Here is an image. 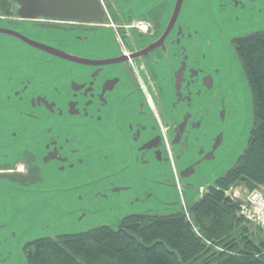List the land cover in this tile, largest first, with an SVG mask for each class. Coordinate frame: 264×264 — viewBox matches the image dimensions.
<instances>
[{
  "label": "flooded vegetation",
  "instance_id": "flooded-vegetation-1",
  "mask_svg": "<svg viewBox=\"0 0 264 264\" xmlns=\"http://www.w3.org/2000/svg\"><path fill=\"white\" fill-rule=\"evenodd\" d=\"M100 1L102 23L0 17V27L93 59V64L73 62L0 35L7 38L0 48V191L25 195L17 204H4L22 230L7 233L13 219L0 217V264L11 256L3 250L6 242L17 239L26 260L25 245L43 238L22 241L34 220L40 221L34 195L93 191L102 182L107 195L130 192L140 187L147 167L168 178L172 169L180 186L215 158L214 144L207 151L193 135L199 130L207 135L205 114L193 106L194 96L210 88L203 81L209 75L195 66L188 47L193 33L181 19L188 1L168 31L177 0ZM194 1L203 4L202 11L189 13L216 15L253 12L259 0ZM117 56V62L97 64ZM183 66L179 99L176 82ZM97 162L110 170L93 180ZM50 172L57 177L53 182ZM40 205L48 204L36 208Z\"/></svg>",
  "mask_w": 264,
  "mask_h": 264
},
{
  "label": "rangeland",
  "instance_id": "rangeland-1",
  "mask_svg": "<svg viewBox=\"0 0 264 264\" xmlns=\"http://www.w3.org/2000/svg\"><path fill=\"white\" fill-rule=\"evenodd\" d=\"M181 19L190 27L193 35L187 39L188 47L192 51L195 66L203 70L213 79L210 89H203L199 96H194L193 108L202 110L207 123V135L203 137L202 130L195 131L194 136L200 137L199 144L212 149L215 139L223 136L220 146L215 151V158L204 161L196 174L184 178L180 186L176 176L170 169V177H158L152 172L155 168H145V179L130 192L122 191L111 194L107 198H96L95 192L83 189L82 192H61L53 199L55 207H48L47 215L39 214L34 225L22 241L44 236L54 237L59 234L80 233L101 225L117 228L120 221L133 214H169L177 210L189 209V206L199 200L205 192L200 188L208 187L223 176L238 160L247 146L254 117V104L247 76L241 60L236 53L232 39L250 32L264 29V0L256 2L253 12L243 11L216 15H202L189 13L193 9L202 11L203 4L195 5L194 0H187ZM195 5V6H194ZM9 17L11 15H8ZM7 38L0 36V48ZM58 41L65 40L60 37ZM186 108V107H185ZM225 110L224 117L222 111ZM198 154V150L192 151ZM95 168L101 170L94 176L103 177L106 174L107 163L97 162ZM83 169V168H81ZM164 169V168H163ZM169 169V168H167ZM92 175V173H90ZM50 182L57 178L50 172ZM172 182V183H171ZM175 182V184H173ZM236 188V187H234ZM246 190L244 186L241 187ZM151 194V195H150ZM25 196L16 191H0V217L13 219V222L4 229L7 233L22 226L18 216L11 212L10 218L4 209V204H17ZM239 193L234 190L233 197L239 199ZM173 203L172 205H169ZM188 204L186 208L183 206ZM255 229L258 225L252 223ZM4 232V234L6 233ZM21 234V233H20ZM21 243L17 239L6 242L3 250L9 252L6 264H27L21 254Z\"/></svg>",
  "mask_w": 264,
  "mask_h": 264
},
{
  "label": "trees",
  "instance_id": "trees-1",
  "mask_svg": "<svg viewBox=\"0 0 264 264\" xmlns=\"http://www.w3.org/2000/svg\"><path fill=\"white\" fill-rule=\"evenodd\" d=\"M0 8L15 14L11 0H0ZM233 45L254 104L249 140L237 162L189 209L133 214L117 228L34 240L24 247L27 264H264V226L252 222L258 225L253 229L228 194L231 187H264V29L235 37Z\"/></svg>",
  "mask_w": 264,
  "mask_h": 264
},
{
  "label": "water",
  "instance_id": "water-1",
  "mask_svg": "<svg viewBox=\"0 0 264 264\" xmlns=\"http://www.w3.org/2000/svg\"><path fill=\"white\" fill-rule=\"evenodd\" d=\"M184 0H177L175 3V7L173 10V15L171 17L169 26L167 28V31L171 29V26L173 23L176 22V19L178 18L179 12L181 10V7L183 5ZM11 2L14 4L15 7V15L20 17L21 19H30V20H38L40 18L44 19H49V20H65L69 22H79V23H84V24H89V23H102L105 20V10L102 6V3L100 0H11ZM4 13L2 9L0 8V17H3ZM0 35L2 36H12L17 39L23 40L25 43H28L29 45L33 46L34 48L40 49L42 51H45L47 53L53 54L55 56L63 57L66 59H69L73 62H79V63H85V64H93V59L86 58L83 56H80L78 54H75L73 52H69L66 50L58 49V48H53L50 45H47L43 42H39L37 40L28 38L27 36L21 34V32L13 30L8 27H0ZM153 45H157V42L154 43ZM119 57H113L109 59H104V60H99L97 61L98 63H113L119 61ZM185 66H183L179 70V74L177 77V82H176V90L177 94L179 96V99L181 97L180 93V87H181V81L182 78L180 77L181 72L183 73ZM204 84L211 88L213 86V79L211 76L206 77L204 80ZM225 110L222 111V117H224ZM223 136L220 134L216 139L215 143L213 146V151L210 152L212 157L214 158V150L217 149L221 142H222ZM211 156H206L207 159H210ZM205 158V159H206ZM97 166L96 168H98ZM97 170V169H96ZM106 172L109 169H105ZM101 172V170H97V173ZM101 177L93 176V180H97ZM89 179L88 177H84L82 180ZM104 183H100L97 188L93 189V192H95V197L96 198H107L111 196L110 193L109 195L105 194L103 192L104 190ZM211 186V185H210ZM209 187V186H208ZM208 187L205 188H200L201 192H205V190L208 189ZM120 189V188H119ZM117 189V190H119ZM67 191V190H66ZM62 191V192H66ZM69 192V191H68ZM61 193V192H60ZM114 193H117L116 191ZM57 194L50 193L49 195L46 196H40L37 197L38 195L33 196V200L31 201L33 204V207L35 213H44V215H47L48 207H55L58 208L56 205L53 203V199L56 197ZM46 203L48 204L47 207H42L41 205L36 208L39 204ZM173 203H170L169 205H172ZM44 211V212H42ZM39 215V214H37ZM120 224V223H119ZM64 234V233H63ZM21 259V256H19Z\"/></svg>",
  "mask_w": 264,
  "mask_h": 264
},
{
  "label": "built area",
  "instance_id": "built-area-1",
  "mask_svg": "<svg viewBox=\"0 0 264 264\" xmlns=\"http://www.w3.org/2000/svg\"><path fill=\"white\" fill-rule=\"evenodd\" d=\"M235 189L231 187L228 190V194L233 195ZM239 192L241 196L237 199V202H239L240 214L250 221L264 226V187L256 188L249 192Z\"/></svg>",
  "mask_w": 264,
  "mask_h": 264
},
{
  "label": "bare ground",
  "instance_id": "bare-ground-1",
  "mask_svg": "<svg viewBox=\"0 0 264 264\" xmlns=\"http://www.w3.org/2000/svg\"><path fill=\"white\" fill-rule=\"evenodd\" d=\"M236 192H238V193H239V195L241 196V193H240L239 191H236ZM240 196H239V197H240Z\"/></svg>",
  "mask_w": 264,
  "mask_h": 264
}]
</instances>
